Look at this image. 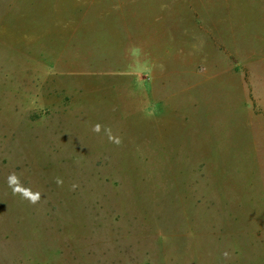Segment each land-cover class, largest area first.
<instances>
[{
  "label": "rangeland",
  "instance_id": "rangeland-1",
  "mask_svg": "<svg viewBox=\"0 0 264 264\" xmlns=\"http://www.w3.org/2000/svg\"><path fill=\"white\" fill-rule=\"evenodd\" d=\"M0 264H264V0H0Z\"/></svg>",
  "mask_w": 264,
  "mask_h": 264
}]
</instances>
